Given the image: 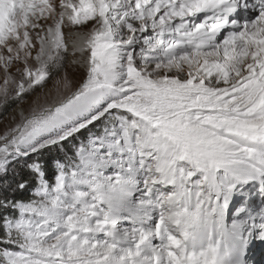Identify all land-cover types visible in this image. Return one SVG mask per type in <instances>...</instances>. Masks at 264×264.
<instances>
[{"label":"snow or ice","instance_id":"1","mask_svg":"<svg viewBox=\"0 0 264 264\" xmlns=\"http://www.w3.org/2000/svg\"><path fill=\"white\" fill-rule=\"evenodd\" d=\"M0 264H264V0H0Z\"/></svg>","mask_w":264,"mask_h":264}]
</instances>
